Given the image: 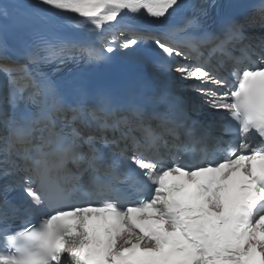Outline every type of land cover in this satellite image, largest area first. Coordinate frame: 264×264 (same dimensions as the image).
<instances>
[{
  "label": "snow or ice",
  "instance_id": "6c2138e0",
  "mask_svg": "<svg viewBox=\"0 0 264 264\" xmlns=\"http://www.w3.org/2000/svg\"><path fill=\"white\" fill-rule=\"evenodd\" d=\"M16 7H0V264H264V0L214 28L209 0ZM142 44L169 79L123 97L44 71ZM173 77L219 120L197 127Z\"/></svg>",
  "mask_w": 264,
  "mask_h": 264
},
{
  "label": "bare ground",
  "instance_id": "6f19581e",
  "mask_svg": "<svg viewBox=\"0 0 264 264\" xmlns=\"http://www.w3.org/2000/svg\"><path fill=\"white\" fill-rule=\"evenodd\" d=\"M17 4L24 6L33 5L35 4V0H0V7L4 5L9 6L10 18H13L18 15L20 9L16 7ZM180 18H181L180 16L169 17V19L167 20V24H169L173 20H175V22H180L179 21ZM6 22L9 21H5L3 18H0V25ZM175 22H171L170 24H174ZM63 30L65 31L66 34L69 35H76L80 31L79 29L68 26H66ZM19 34H20V30H15L14 34L9 35V47L18 46L20 48L19 42L16 39V36H18ZM152 54L154 53L151 49V46L148 44H142L140 48L134 50L132 54H129V56L126 55L121 57L116 53L110 54L111 60L105 63L103 72H105L106 75L111 74L116 77L117 75H120L123 72L135 70L139 67H143L147 65L148 63L152 64L155 60L154 59L155 55L152 57ZM159 72L166 75L167 77L166 80L169 79V76L166 72L162 71L161 69ZM172 79L174 80V78ZM174 81L180 83L186 82L180 79H175Z\"/></svg>",
  "mask_w": 264,
  "mask_h": 264
},
{
  "label": "rangeland",
  "instance_id": "374dc122",
  "mask_svg": "<svg viewBox=\"0 0 264 264\" xmlns=\"http://www.w3.org/2000/svg\"><path fill=\"white\" fill-rule=\"evenodd\" d=\"M128 50H117L115 53L118 54L119 56H129V53H127Z\"/></svg>",
  "mask_w": 264,
  "mask_h": 264
}]
</instances>
